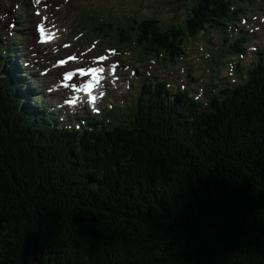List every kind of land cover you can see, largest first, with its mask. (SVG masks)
Masks as SVG:
<instances>
[{
    "label": "trees",
    "instance_id": "16d2710c",
    "mask_svg": "<svg viewBox=\"0 0 264 264\" xmlns=\"http://www.w3.org/2000/svg\"><path fill=\"white\" fill-rule=\"evenodd\" d=\"M237 2L198 0L189 32L224 33L240 18ZM234 35L220 44L242 58ZM262 63L207 106L145 85L129 123L89 118L75 131L53 114L29 117L2 72L3 107L23 137L8 136L0 113V264H264Z\"/></svg>",
    "mask_w": 264,
    "mask_h": 264
},
{
    "label": "rangeland",
    "instance_id": "374dc122",
    "mask_svg": "<svg viewBox=\"0 0 264 264\" xmlns=\"http://www.w3.org/2000/svg\"><path fill=\"white\" fill-rule=\"evenodd\" d=\"M55 1L57 2L56 4H58V3H60L61 0H55ZM176 1H181V0H62L63 5H65V7L64 8L62 7L61 10L57 9V8H55L54 10L57 13L58 21L62 25L61 30L63 32H65L66 34H69V33L76 34V30L81 29V32L87 38H91V36L93 35L92 27L88 28L87 26H83V25L78 26L75 22L79 17L83 16L87 12H90V10H93L96 12H101V11L107 12V14L110 18H109V20H107L106 27L109 30L113 31L115 34L121 33V29L119 28L118 21L123 22L124 19H126L128 21L130 16L134 12H138L142 16H150L151 18L158 20L157 26L155 28H153V30H152L153 31L152 37L155 40H157L159 32L161 30L169 29L170 24L179 25L180 23L183 22V20L185 18L188 17L187 16V2H188V0H184L182 2V5H183L182 12L176 11V9H175ZM52 2L54 3V1H52ZM11 3H13V2H11ZM21 4H23V3L19 2V6L22 7L23 5H21ZM25 9H27L26 12H28V17L25 20H21L20 18H18L19 16L17 14H20V12L17 14H16V12H13V17H11L12 20H10L13 22V25H14L13 28L9 27V22L7 23V21H6V14H4L3 16L0 17V29L4 33V36L6 37V39L8 40L6 45L10 44L12 46H15L16 47L15 48V54L20 53L24 56L26 54L29 55V49L27 48L28 43H29V38L36 39L35 35H33L35 18L33 17V13L31 11V9H28V8H25ZM23 11L24 10H22L21 13ZM1 13H3V10L0 7V14ZM256 13H260V11L257 10ZM79 14H80V16H79ZM93 17L94 16H91L92 19H93ZM104 17L106 18V16H104ZM189 18H190V16H189ZM140 21L141 20H139V22ZM150 25L152 26V24H150ZM76 26H78V28H76ZM29 27H31L32 30H29ZM242 28H245V27H242ZM18 30L23 31L24 35L15 34V32H17ZM139 33H140V31H139ZM172 34H173V39H172L173 44L180 46V45H185V44L190 43V45H189L190 48L195 47V43H192L194 38L188 34L187 30L176 29L172 32ZM72 37H73V35H72ZM203 37H205V35ZM11 39H13V41ZM97 40L99 42L101 41L103 43V47H106L105 46V45H107V44H105L106 40L104 39L103 36L101 39L97 38ZM80 41L81 40H79V42ZM204 43L207 46H210L213 48V45L209 44L207 41H204ZM94 44H96V42ZM97 45L99 46L98 43H97ZM198 45H199V39L196 42V48ZM252 47H255V46L251 45L248 49L249 52H251ZM18 48H21V49H19L20 51L18 50ZM99 48H100V46H99ZM68 50H70V48ZM260 50H263V49H262V47H260L258 45L257 49H256L257 54H259ZM129 55L133 56L134 59L138 61L139 67H141L143 71H146V73L156 75V73L165 72V74L163 73L164 77H161L160 79L163 80V78L171 79V78L177 77L176 78L177 80L171 84V87H174L177 84H179L180 86L182 85L181 80H183V78L180 77L182 75V73L176 72V69L179 68L181 71H183L182 67L185 66L186 63L182 62L180 58L176 57V62L173 64V66H177V68H174V69H172L171 66L168 65V62H167V64H165V63L161 64L160 62L151 60L152 58L156 57V54L148 53L144 48H135V51L132 50L131 48H128V50L122 51V54L120 56H116L115 58L122 57L124 59V56H129ZM193 55L194 54H190L187 57V58H189V61L187 64L188 67L185 69L186 77L189 80V84L187 85V88H189L190 86L195 84V81H196L195 79L197 77L201 79L202 83L204 82L203 85H206L207 78H209V80H210L209 84H211V86H208V89H207L208 96L211 94V92H213L215 95L219 94L220 86L222 85L223 82H226L228 80L226 78V75L229 73L228 72L229 68H227V65L225 68V59H224V57H226V55L223 53H220L219 55L216 56L217 58H215V59L210 58L208 60H205L204 63L202 65H199L198 68H195L193 66V65L197 66L199 64L194 60L195 56H193ZM165 56H168V55H165ZM220 56H222V57H220ZM262 56L264 57V55H262ZM247 58L248 57L245 56L244 59L246 60ZM19 61H20V64L21 63L25 64V62L29 61V60H25V58L22 59L20 56ZM226 61H229L228 58ZM161 62H165L164 59ZM131 63L133 64V67H135V64L132 61L127 62L124 60V64H131ZM244 66H245V64H242L239 67V69L244 68ZM31 67H33V66L31 65ZM133 67L130 66L127 69L120 68L118 71L119 76L116 78H111L109 80V84L104 87V94H105V101L103 103L104 105H108L109 103H112L113 101H115V102L124 101V103L130 102L131 95L135 91H137V88L134 87V81L136 80V75H139L138 73L136 74V72L133 70ZM29 68L30 67H28V69ZM206 68H207V70L212 69V75H210L209 77H206V79H205L204 75H202V73L205 72ZM27 72H29L28 74L31 73V78H34L35 77L34 75L37 73V71L35 69H32L31 71L27 70ZM38 72H40V71H38ZM140 72H142V71H140ZM168 72H169V74H168ZM243 73H244V71H242V70L237 71V74L239 77H242ZM158 76H160V75H158ZM140 77H142V76L140 75ZM178 77H179V79H178ZM143 78L144 77H142L141 79L138 80V85L141 84V81H143ZM32 82H33V86H35L39 90L40 85H39L38 80L35 79ZM195 88L197 90H201V88H198V87H195ZM34 92L36 94L38 93L37 91H34ZM46 97H47V95L44 97L43 94L40 96L42 104L49 111H51L55 115L59 116L60 111L57 110V107L52 106L50 103L51 101H47ZM123 105L124 104L121 103V106H123ZM116 110L119 111L120 110L119 107H116ZM61 114H64V113H61ZM81 115H83V117H87L88 115L94 116V114H92V112H90V111H86V112L82 111ZM72 119H75L76 124H78V123H80V121H82L79 118H77L76 115L72 114L71 112H69V113L66 112L63 121H62V119H59L61 121L60 122L61 127L64 128L66 125H71ZM109 119H110V115L106 114L105 120L107 121ZM115 119H116V117H115ZM83 124L87 125V123H83ZM78 125H74V127H78ZM84 125H82V127H80V129H82L84 127Z\"/></svg>",
    "mask_w": 264,
    "mask_h": 264
},
{
    "label": "bare ground",
    "instance_id": "6f19581e",
    "mask_svg": "<svg viewBox=\"0 0 264 264\" xmlns=\"http://www.w3.org/2000/svg\"><path fill=\"white\" fill-rule=\"evenodd\" d=\"M26 2V0H22V3H25ZM40 2V1H39ZM47 2L48 3H50L48 0H47ZM45 4H47V3H44V1L43 2H41L40 3V6L41 5H44V6H46ZM0 5L2 6V8L4 9V7H3V4H2V0H0ZM47 7V6H46ZM175 9H176V11L177 12H180L182 9L177 5V4H175ZM175 11V10H174ZM33 12H34V10H33ZM44 15H46V12H44ZM18 16H22V18L25 20L27 17H24V15H22V13H21V11H20V14L18 15ZM11 17H13V16H11V15H8V18H11ZM8 18H6V19H8ZM38 21L40 22V19H38ZM10 22V21H9ZM171 22V21H170ZM172 23V22H171ZM198 28V27H197ZM196 29V28H195ZM29 30H32V28L31 27H29ZM216 30H217V32H219L220 34H222V35H229V34H224L223 32H221V30H219L218 28H216ZM12 31V30H11ZM13 32V31H12ZM33 33H35V29H34V32ZM140 33H142V30H140ZM190 35H192V36H194L196 33H195V31L194 30H191L190 32ZM15 34H18V35H24V32L23 31H21V30H18L17 32H15ZM234 34V33H233ZM232 34V35H233ZM36 36H37V34H35ZM65 36H66V38L67 39H70L71 37H72V33H69V34H66L65 33ZM37 38H38V36H37ZM35 39H32V38H29V43H28V46H27V48L29 49V55H22V54H20V53H18L20 56H21V58L22 59H24L25 58V60H29L30 61V59H31V61H32V63L34 62V63H36V64H34V66L33 67H31V64L30 63H28L29 64V69L27 68V65H25V64H22V65H24V66H26V68H27V70H32V69H35L36 71H37V73L34 75L35 77H36V79L38 80V82H39V85H40V87H41V89H37L35 86H33L34 87V89H35V91H37L38 93H37V95L40 97L42 94H43V90L46 92V91H49V88L48 87H50L49 85L50 84H54L55 85V88H54V90H52L51 92L52 93H55V94H61V91L63 92H65V93H71L72 92V89H73V84L71 83V82H68V85L67 86H61V82L62 81H64L63 80V78L64 77H62V78H59V76H60V74L62 73V71L63 70H65V68L66 67H62V68H58V61L56 60V58L58 59L61 55V52H59V49H58V51L56 50V49H53L54 47H52V49L53 50H48L46 47H42V49H40L39 48V46H38V43H37V41L35 40ZM168 40V43H170L171 42V39H167ZM34 41V42H33ZM59 42V40H55V43H58ZM43 46V45H42ZM7 53L9 52V50H10V48H11V45L10 44H8L7 45ZM19 49H21V48H18V50ZM45 51H44V50ZM167 50V49H166ZM20 51V50H19ZM48 52V53H47ZM75 52H76V54L77 55H79V57L81 58V60L83 59V58H86V57H89L88 56V54L87 53H85V52H83L82 50H80V49H75ZM6 53V54H7ZM62 55H63V57H66L65 56V54L64 53H62ZM238 59H241V58H239L238 57ZM30 61V62H31ZM76 64L77 63H69V65H68V67L70 66V65H72V66H76ZM38 66V67H37ZM262 67H264V63H262V66L259 68V69H261ZM113 68V67H112ZM44 69H47V71H46V74L44 75V74H41V75H39V73L41 72V70H44ZM255 69H256V66H255ZM133 70L136 72V73H139L140 74V71H143L142 70V68H139L138 66H135L134 68H133ZM256 70H258V69H256ZM38 71H40V72H38ZM258 71H260V70H258ZM62 75V74H61ZM158 75H160V76H158ZM150 76H157L158 78H161V77H164L163 76V73H161V72H159V73H157L156 75H152V74H150ZM67 78L68 79H70L71 77L70 76H67ZM142 77H140V75H136V81H135V83H134V87H138V80L139 79H141ZM164 79V78H163ZM8 82L11 84V81H10V78H9V76H8ZM48 85V86H47ZM11 87H12V85H11ZM67 88V89H66ZM168 92L171 94V95H173V94H179V95H181V93H182V91H180L179 89H178V87H176V86H174V87H172V88H169V90H168ZM48 93V92H47ZM46 93V94H47ZM139 93H140V99H139V102L140 101H142L143 100V94H142V92H141V89H139ZM50 98V96H47V99H49ZM56 99L57 98H55L54 100H53V102H55L56 101ZM0 101L2 102V105L5 107V108H7V105H6V103L4 102V100H3V98H2V96H1V92H0ZM39 105H40V109H41V111L42 112H47L48 111V109H46V107L42 104V102H41V98H40V101H39ZM15 110V109H14ZM16 113V112H15ZM61 113H62V110H61ZM78 124H80V125H84L81 121H80V123H78ZM78 124H75V125H78ZM28 152H29V154H32V151H31V141L29 140V143H28ZM108 171L111 173L112 172V170H110V169H108ZM120 176H121V174H119Z\"/></svg>",
    "mask_w": 264,
    "mask_h": 264
}]
</instances>
